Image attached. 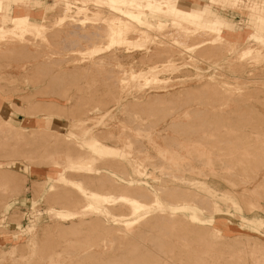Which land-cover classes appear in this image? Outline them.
<instances>
[{
    "label": "rangeland",
    "instance_id": "obj_1",
    "mask_svg": "<svg viewBox=\"0 0 264 264\" xmlns=\"http://www.w3.org/2000/svg\"><path fill=\"white\" fill-rule=\"evenodd\" d=\"M78 7L82 8V0H41L34 4L31 15L33 23L43 25L40 34L27 31L22 39L9 37L0 43V114L15 124L26 116L42 119L45 127L11 128L0 123V174L6 176L0 178V249H8L18 242V250L25 248L27 242L21 241L29 236L26 227L36 221L40 226L50 227L45 234L50 247L43 251L41 258L37 255L35 264H111L109 258L113 264H128L121 263L122 260H130L129 264H159L163 258L168 260L167 264H196L186 249L171 247L176 239L164 238L163 230L153 227V223L124 238V232L116 236L101 230L104 217L99 213L88 214L81 223L57 218L55 208L73 207L82 202L80 195L83 194L76 184L62 177L79 181L83 189L88 187L86 192L93 189L106 193L114 191L116 184L108 169L121 172L120 167H114L118 161L115 156L94 155L80 142L53 130L63 131L73 123L89 129L99 143L112 147L118 143L127 149L129 159L141 165V172L136 174L124 163L127 173L133 172L136 178H146L154 185L175 186L170 191H180L179 196L177 192L174 194L179 198L186 194L190 198L192 190L201 194L202 199L204 195L210 199L206 198L203 205L183 204L182 208L201 213L205 220L213 218L208 213L214 208V213L218 209L220 215L230 217L232 224H252L254 228L250 231L244 230L239 237L218 246L226 256L236 252L237 247H244L246 236L251 237L250 242L258 238L264 241V189L258 194L251 190L263 181L264 165H259L262 160L258 156L251 158L244 172L236 165L242 153L237 145L250 142L252 146L260 135L258 132L264 133V46L248 40L226 49L228 46L216 40L213 33L202 29L174 41L176 30L168 26L169 19L148 15L166 21L168 27L157 30L141 26L142 32L115 37L123 43L89 58L82 52L105 48L109 42L108 25L102 19L107 15V8L91 0L84 10L78 12ZM211 10L212 15L220 14L237 29L251 24L252 15L245 10L236 7H212ZM225 12H237L240 17L233 19ZM2 23L7 28L12 26L9 17ZM147 32L152 40L147 39L142 49L132 48L133 43L142 40L141 33ZM125 47L131 49L126 52ZM248 47L253 53L244 57ZM114 50L121 55H114ZM123 51L134 54L129 56ZM156 66L159 72L153 78L158 83L144 84L147 82L144 77L123 80L133 72L142 71L149 81L151 77L146 71ZM205 80L219 85L204 86ZM151 95L154 98L156 95L157 100ZM17 104L19 112H15ZM156 145L166 153L167 159L162 158ZM204 151L206 154L201 155ZM224 162L235 167H226ZM85 165H92V170H87ZM78 167L84 169H75ZM31 170L40 172L31 174ZM256 170V179L247 177L254 176ZM153 176L156 178L152 179ZM179 176L190 182L182 183ZM172 193L170 197L174 196ZM198 195L197 199L193 198L197 203ZM212 198L217 203L210 205L211 209L206 204L213 203ZM203 207H208V213ZM90 218L95 221L91 222ZM55 223L60 227L53 228ZM189 235L196 240L201 236L200 233ZM42 237L35 235L34 239L39 242ZM89 241L90 249L105 252L100 257L108 258L109 263L92 257L67 261L68 252L77 251L79 243ZM15 258L16 261L8 258L2 264H26L22 256L17 254ZM223 258L222 264L236 262L235 258Z\"/></svg>",
    "mask_w": 264,
    "mask_h": 264
},
{
    "label": "bare ground",
    "instance_id": "obj_2",
    "mask_svg": "<svg viewBox=\"0 0 264 264\" xmlns=\"http://www.w3.org/2000/svg\"><path fill=\"white\" fill-rule=\"evenodd\" d=\"M6 1L9 2L8 4L10 6V8L8 9L9 13L8 15L0 14V19L4 17H9L11 19L12 26L11 28H4L3 26L0 25V43L1 41L9 37H17L22 39L27 31L31 32L34 30L36 34H40L41 31L40 27H42L43 25L42 24L37 25L36 22L33 23L31 21V14L33 8L23 7L21 3H17L16 0H6ZM88 1L90 0H82V8L78 7V12L84 10L83 7H85V4H87ZM91 1L107 8V11L105 13L107 15H105V17H103L102 19H104V21L108 25L107 32L106 31L105 32H106V36L109 38V42L105 48L99 47L98 49L96 48L82 52V55L86 54L89 58L94 57L100 53H107L109 48H111L115 44L123 43V41H118L116 40V38H123V35L129 32H134V31L142 32L141 26L149 27V29L156 28L157 30H163L165 27L171 26V28L176 30L177 36L173 37L174 41H177L180 37L187 38L188 36H186V34L188 35V33L190 32L193 33L202 29L204 31L213 33V36L215 37L216 40L221 41L228 46V48L226 49H232L233 45L236 46L238 42H246L248 40L258 42L260 45L264 46V0H203L200 2L201 4H198L196 2H190L187 0H91ZM2 3L3 0H0V12L2 9ZM212 7H218L220 9H226V8L232 9L236 7L238 9L245 10L246 12L252 15L251 24L244 25L242 28L237 29L232 25L231 22L225 20L224 17L220 16V14L212 15L211 14ZM148 15L168 18L170 23L167 26L166 21L155 20L148 17ZM61 21L59 23H61ZM140 36L142 40L140 42L133 43L132 48L142 49V47L145 46V42L147 41V39L150 38V40H152L148 32L141 33ZM124 49L127 52V50L131 49V47H125ZM126 52L123 51V54H128ZM117 53L118 55H121L119 54L120 51L115 52L114 50L113 54L117 55ZM252 53L253 52L251 48L248 47L246 49V52L244 53V57H248L252 55ZM110 54L112 55V51ZM133 54L134 53H130L128 55L131 56ZM259 54L260 51H257L256 55L259 56ZM104 58L105 57H101L99 59L103 60ZM158 72H159L158 66L150 67L148 71H146V74H149V77H151L149 81H148V77H145V74H142V71L139 74L133 72L131 73L130 76L128 75L129 77H127L125 73L126 79L123 77V80L134 81V79L144 77V80L147 81L144 84H147L148 82L158 83L157 80L153 78V76ZM203 84L204 86H209V87H215V86L217 87L219 85L216 81L211 82L210 80H205ZM124 85L127 86V83H125ZM138 86L139 88L142 89V85L139 84ZM151 97L153 96L151 95ZM155 98L157 100L156 95ZM155 98L153 97V99ZM17 109L18 110H15V112H19L20 110L19 104H17ZM41 122L42 119H34L26 116L19 124H15L11 118H4L0 114V123L10 125L11 128L17 126L45 128ZM53 130L60 135H64L69 139H73L75 141L80 142L83 146H85L86 149H88L94 155L99 154L104 157L109 155L115 156L118 161L114 163V167H120L121 172L123 168H125L126 171L122 173L120 172L118 174L114 172L115 169H108L109 171H111V173H113V179L116 184L114 187V191H110L106 193H97L96 191H93V189L92 191H90L91 189H87L90 192L89 191L86 192L84 190L85 188L88 187L84 186L83 189V186H81L82 183L80 185L77 183L79 181L75 182L74 180L72 181L66 179L65 177H62V179L67 181L68 183L76 184L78 186L77 188L83 191V194L80 195L82 202L76 203V205H74L73 207L64 208L65 206H63L61 208L54 209V213L56 214L58 219H61L60 221L77 220V222L81 223L86 221V216L88 214L99 213L104 217V219H101L102 222L101 224L104 223V225L101 227V230L106 231L107 233L114 234L116 236H118L120 231L124 232V238L126 236H130L133 233H139L143 231V229H145V227L149 223H153V227L157 226V228H159V231L163 230V234L165 235L164 238L171 237L173 239L174 238L176 239L175 242L171 245V247L180 246L186 249V251H188L187 253L190 256H192L193 259L196 261V264H222L220 259L223 257L235 258L236 262H233V264H240V263L258 264L259 263L258 261L264 262V241L261 238L255 239L253 242L252 241L250 242L249 239L251 237L246 236L247 241L244 242L245 246L242 245L244 247L241 246L237 247L236 248L237 251L235 250L236 252H231L228 256H226L225 253H223V250L219 248L220 247L219 245L221 243L225 242L226 240L231 241L237 236L239 237L238 234H240V232L244 230L250 231L251 228H254V226L252 224L247 225L243 222H240L238 224L237 223L232 224L230 217L225 215H220L217 212L218 209H216V212L214 213L213 211L214 208L211 207L212 204L217 203L216 200L214 201V198H212V200L214 201L213 203L211 202L210 204H208L210 202L208 201V203L206 204L207 206L211 207V209L213 208L212 212L209 211L210 213H208V210H206V208L208 207L206 208L203 207L205 212H207L209 215L213 217L212 219L209 220L206 219L207 220L206 221L201 213L199 212L192 213L189 210L181 207L183 206V204L198 205L199 203H202L203 205V203L204 202L206 203L207 201L206 200L207 197H205V195L203 196V199L205 198L203 200L200 196L201 194L198 195L196 194L195 191L192 192V190H190L191 193L190 198L186 196L187 194L186 195L184 194L185 197L182 196L183 198H179L176 197V195H174L177 192L176 194L179 196L178 192H180L178 190L174 191L176 188L175 186L168 187L164 185H154L152 184L151 181H149L146 178H142V177L136 178L133 172L129 171L127 173L125 166L126 164L124 165L125 162H127L129 166L132 167V170H134L136 174L137 173L139 174L141 172L140 171L141 165L140 163L135 162L136 160L134 161L130 160L129 159L130 152L127 149H124L118 143H117L118 146L116 147H112L109 144L106 145L107 143L106 144L99 143V141L95 139V137L91 134L89 129H83L82 127H79V125L76 123H73L70 126L67 125L63 131H59L56 129ZM258 133L260 134L259 136L261 137V139L256 133L258 136L257 139L255 140L256 143H254L256 144V146H254V144H252L251 146L249 144L250 142L242 145H237V150L238 151L240 150V152L242 153L241 155L239 154V157H237L236 165L238 167H241L242 172H244L247 169L246 166L251 163L252 161L251 158H257V156L262 160L261 162H259V165L261 166L264 165V133L263 132L261 133L258 132ZM127 146H129V144H127ZM156 150L159 152L162 158L167 159L166 153L163 152L160 146L156 145ZM254 151L256 153L258 152L261 154L260 155L255 154ZM204 153L206 154L205 151L201 152L200 154L205 155ZM245 156H247L248 160L245 158ZM207 163L208 164L210 163L209 157L207 158ZM173 164H178V163L174 162ZM224 165H226V167L230 165L235 167V164L227 163V162H224ZM178 167L179 166L177 165L176 168ZM85 168L91 171L92 165H85ZM75 169H84V167H78ZM39 172L40 171L31 170V174L39 173ZM123 173L126 175H123ZM42 174L44 175V172H42ZM51 174L53 175L54 172H52ZM0 175H1L0 178H2L3 174ZM257 175L258 173L256 170L254 171V176L252 177L247 176V177L250 178L251 180H254L257 178ZM5 177L6 176L4 175L3 178ZM262 177H263V181L256 183L254 187L251 189L253 192H256L257 194L258 192H260L261 188L264 189V174ZM154 178H156V176H153L152 179ZM178 178L179 180H181L182 183L187 181L186 178L182 176H179ZM7 180L9 182V179ZM3 182L4 184L3 183L2 184L5 186L6 183L5 181ZM239 182L243 183L240 180ZM41 183L42 185L45 184V183L43 184V181ZM231 184L235 185V183H231ZM50 187L51 185L49 183L48 189ZM172 189H174L172 191L173 193L170 191ZM169 192H171L172 195H174L177 199L174 198V196L170 197L171 193ZM186 192L188 193L189 191H183V193ZM181 194L182 192L180 193V196ZM197 195L199 196L198 203L197 201H195L197 199ZM145 198L148 199L149 201H145L146 200ZM184 198H186L187 200H185ZM193 198L196 199L194 200ZM199 198L202 199V202L199 201ZM123 209H127L128 211L125 212L123 211ZM90 221L94 222L95 218H90ZM57 226H59V223L53 224L52 227L54 228ZM48 228L45 227V225H41V226L38 225L36 221L30 222L26 227V231L29 233V236L25 240L21 241V242H27L26 247L23 248L22 250H18L17 246L19 245L18 243H20L18 242L17 244L10 246L8 249H0V264L6 262L8 258H12L14 261H16L15 256L17 254L25 259L26 264H35L37 255H39V257L41 258L43 256V251L50 247L48 238L47 236L45 237ZM190 233H196V234L200 233L201 236L199 237V240L192 239L189 235ZM35 235H40L44 237L40 238V241L37 242L34 239ZM157 236H159V234L156 235V238ZM153 237L155 236L153 235ZM153 237L152 239H155ZM188 239L189 241H186ZM197 239H198V235H197ZM155 240L157 241V239ZM161 244L162 243H159V246H161ZM91 245H92L91 241L87 243H79V249H77V251L72 253L69 252L67 253L66 255V257L68 258L67 261H70L73 258L84 259V257H86L85 259H87L88 257L89 259L94 258L95 260L103 261L104 263L108 262V260L111 259L110 260L111 262L110 261L109 262L113 264L114 261H112L113 260L112 258L108 259V258L100 257L103 256L105 252L93 251L90 249ZM193 245H195L196 248H192ZM154 247L157 246L154 245ZM153 253L155 254V252ZM214 253L215 255H213ZM90 255H94V257ZM95 255L97 256L99 255V257L96 256L98 259L95 258ZM223 259L228 260L227 258H223ZM122 262L124 263L127 262L129 264V262L131 261L122 260L121 263ZM158 262H160V260H158ZM161 262L162 263L159 264H167L168 260L163 258ZM262 262H260V264ZM148 264H156V263L149 262Z\"/></svg>",
    "mask_w": 264,
    "mask_h": 264
},
{
    "label": "crops",
    "instance_id": "obj_3",
    "mask_svg": "<svg viewBox=\"0 0 264 264\" xmlns=\"http://www.w3.org/2000/svg\"><path fill=\"white\" fill-rule=\"evenodd\" d=\"M39 1H41V0H16V2L17 3H21V5L23 6V7H26V8H33V6H34V4H38V2ZM187 1H190V2H196V3H198V4H201L200 2L201 1H203V0H187ZM9 4V2L8 1H6V0H3V3H2V9H1V12H0V14H2V15H8V9L10 8V6L8 5ZM10 5H12V4H10ZM226 14H228V15H230L233 19H236L237 20V18L238 17H240V15H239V13H237V12H235L234 14H232V13H230V12H225ZM32 15V14H31ZM234 15V16H233ZM8 17H4V18H2V19H0V25L1 26H3L2 24V22L4 21V20H6ZM32 21V20H31ZM33 22V21H32ZM4 27V26H3ZM4 28H7V27H4ZM9 28H11V27H9ZM49 123V122H48ZM51 125V124H50ZM52 127H54L53 125H51ZM50 127V126H49ZM48 127V128H49Z\"/></svg>",
    "mask_w": 264,
    "mask_h": 264
}]
</instances>
